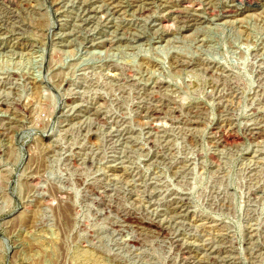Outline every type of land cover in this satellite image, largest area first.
Returning <instances> with one entry per match:
<instances>
[{
	"label": "rangeland",
	"instance_id": "374dc122",
	"mask_svg": "<svg viewBox=\"0 0 264 264\" xmlns=\"http://www.w3.org/2000/svg\"><path fill=\"white\" fill-rule=\"evenodd\" d=\"M0 264H264V0H0Z\"/></svg>",
	"mask_w": 264,
	"mask_h": 264
}]
</instances>
